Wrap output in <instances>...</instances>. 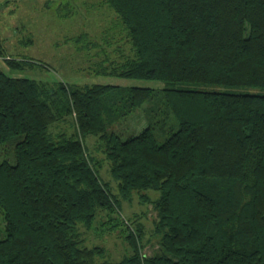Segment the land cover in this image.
I'll list each match as a JSON object with an SVG mask.
<instances>
[{"label":"trees","instance_id":"16d2710c","mask_svg":"<svg viewBox=\"0 0 264 264\" xmlns=\"http://www.w3.org/2000/svg\"><path fill=\"white\" fill-rule=\"evenodd\" d=\"M105 1L134 52L105 77L164 86L11 76L36 63L1 53L0 157L10 152L0 159V264H264V0ZM161 93L173 122L129 133V117ZM69 117L73 132L52 135ZM146 190L159 193L155 244L141 223L110 227L123 226L130 246L118 261L84 244L80 226L102 212L104 226L117 221L119 197Z\"/></svg>","mask_w":264,"mask_h":264},{"label":"rangeland","instance_id":"374dc122","mask_svg":"<svg viewBox=\"0 0 264 264\" xmlns=\"http://www.w3.org/2000/svg\"><path fill=\"white\" fill-rule=\"evenodd\" d=\"M119 24L117 14L105 0H0V65H4L3 53L9 59L36 63L34 67L25 66L22 71L7 70L11 76L46 82L64 80L78 86L93 83L149 86L161 91L164 85L160 82L105 77L104 74L111 72L116 64L134 54L127 32ZM161 97L162 93L157 100L147 101L141 111L129 117L124 126L129 133L140 132L155 117L173 122ZM161 126L164 130L166 124L161 122L157 128ZM73 130L69 117L67 122L54 124L50 132L52 135L70 134ZM85 143L89 153L99 160L102 180L118 195V181L111 174L110 163L101 151L99 141L90 136ZM8 152L1 154L0 159L7 157ZM141 195L147 196L148 203L141 202ZM158 197L159 193L154 190L135 192L130 201L119 197L121 211L113 215L119 219L104 226L102 223L110 218L105 212L100 213L92 229L80 226L81 239L89 247L103 246L106 258L118 261L130 251V246L123 226L113 231L110 227L122 223L135 229L141 223L145 240L150 239L155 244L154 213L149 202ZM4 229V214L0 208V237H4Z\"/></svg>","mask_w":264,"mask_h":264}]
</instances>
